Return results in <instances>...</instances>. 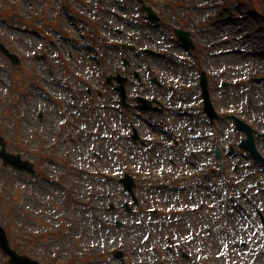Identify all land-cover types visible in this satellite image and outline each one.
Listing matches in <instances>:
<instances>
[{"label":"rangeland","instance_id":"obj_1","mask_svg":"<svg viewBox=\"0 0 264 264\" xmlns=\"http://www.w3.org/2000/svg\"><path fill=\"white\" fill-rule=\"evenodd\" d=\"M145 1L161 22L137 0H0V39L22 58L13 66L0 52V133L37 166L31 175L0 160V222L42 264H264V166L238 146L246 136L231 116L259 132L264 156V0ZM174 27L197 47L182 46ZM202 71L214 123L201 108ZM117 73L132 103L158 99L165 113L123 109L106 84ZM192 126L203 135L194 147ZM207 144L220 146L222 164Z\"/></svg>","mask_w":264,"mask_h":264},{"label":"water","instance_id":"obj_2","mask_svg":"<svg viewBox=\"0 0 264 264\" xmlns=\"http://www.w3.org/2000/svg\"><path fill=\"white\" fill-rule=\"evenodd\" d=\"M139 1L142 2V0H139ZM144 8H146L149 11V15L152 19L158 20V17L154 14L151 7H147L146 5H144ZM176 34L179 37V39L181 41H183V43L187 47H191V48L194 47V44L189 37V32H185L183 30L176 29ZM0 46H1V49L7 55L11 56L14 59L18 58L14 54H10L8 49L3 44H0ZM17 61H18V59H17ZM119 80L121 82V85L118 87V89H119L121 96H122V103L126 104V102H125L126 94H125L124 84H123L125 81V78L119 77ZM202 86H203V94H205V96H206L205 108L207 110H209L210 112H212V104H211L210 99H209L208 82H207L206 74H203ZM139 100L143 102V105H141L142 108H148V105L151 103L150 101H147V100L142 99V98H139ZM238 123L240 124V126L242 128L246 129L248 134H249V138L246 141H244L242 145L246 149H249L251 151V156H253L257 159H260L261 161L264 162V159L260 156L258 150L255 147V142H254V137L252 135V130L250 129V127L248 125L244 124L243 122L238 121ZM0 144L2 145V149L0 150V157L3 158L5 165L10 163L17 169L34 172L33 164L31 162H29L27 160H22L19 154H13V153L6 151L5 142H4V139L1 135H0ZM121 181H124L125 187L133 193V187L135 185L134 179L129 174H126L125 178H123ZM127 205L128 204H126V206ZM118 224H120V222H118ZM0 246L2 247L4 252L10 256L9 262L12 264H40L39 262L30 259L26 255H19L14 249L11 248L9 240L7 238V235H6V232L1 225H0Z\"/></svg>","mask_w":264,"mask_h":264},{"label":"bare ground","instance_id":"obj_3","mask_svg":"<svg viewBox=\"0 0 264 264\" xmlns=\"http://www.w3.org/2000/svg\"><path fill=\"white\" fill-rule=\"evenodd\" d=\"M148 37H150L149 35H148ZM192 140H194L195 139V137H194V135H191V137H190ZM237 221V220H236Z\"/></svg>","mask_w":264,"mask_h":264}]
</instances>
